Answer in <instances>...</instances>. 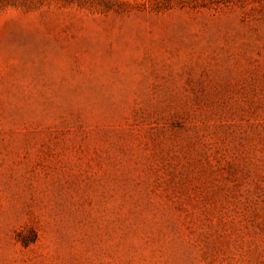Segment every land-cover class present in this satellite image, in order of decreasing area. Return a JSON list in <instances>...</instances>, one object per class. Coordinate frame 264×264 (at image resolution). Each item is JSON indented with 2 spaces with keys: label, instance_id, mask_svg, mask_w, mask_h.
Masks as SVG:
<instances>
[{
  "label": "rangeland",
  "instance_id": "1",
  "mask_svg": "<svg viewBox=\"0 0 264 264\" xmlns=\"http://www.w3.org/2000/svg\"><path fill=\"white\" fill-rule=\"evenodd\" d=\"M0 264H264V0H0Z\"/></svg>",
  "mask_w": 264,
  "mask_h": 264
}]
</instances>
